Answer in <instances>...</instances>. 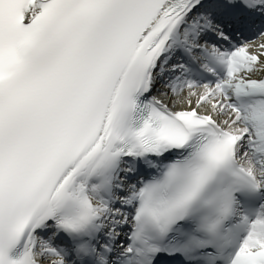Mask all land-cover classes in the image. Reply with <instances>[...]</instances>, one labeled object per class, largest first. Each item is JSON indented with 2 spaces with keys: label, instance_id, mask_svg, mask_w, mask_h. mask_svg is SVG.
<instances>
[{
  "label": "snow or ice",
  "instance_id": "6c2138e0",
  "mask_svg": "<svg viewBox=\"0 0 264 264\" xmlns=\"http://www.w3.org/2000/svg\"><path fill=\"white\" fill-rule=\"evenodd\" d=\"M0 264H264V0H0Z\"/></svg>",
  "mask_w": 264,
  "mask_h": 264
}]
</instances>
